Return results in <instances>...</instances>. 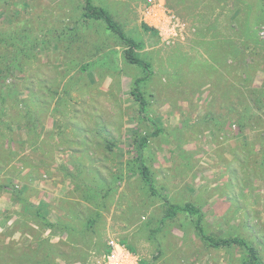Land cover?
<instances>
[{
    "label": "rangeland",
    "instance_id": "rangeland-1",
    "mask_svg": "<svg viewBox=\"0 0 264 264\" xmlns=\"http://www.w3.org/2000/svg\"><path fill=\"white\" fill-rule=\"evenodd\" d=\"M92 0L150 73L81 0H0V264H242L155 187L197 204L208 234L238 235L264 264V0ZM147 26V28L144 27ZM98 212V213H97ZM115 260L108 256L114 251Z\"/></svg>",
    "mask_w": 264,
    "mask_h": 264
},
{
    "label": "trees",
    "instance_id": "trees-1",
    "mask_svg": "<svg viewBox=\"0 0 264 264\" xmlns=\"http://www.w3.org/2000/svg\"><path fill=\"white\" fill-rule=\"evenodd\" d=\"M82 1V13L81 16L84 20L95 19L101 20L106 28L112 31L125 45L123 56L125 60L133 65L140 66L143 71L150 73V63L146 60L141 59L137 56L134 51L136 43L129 38L122 30L120 25L116 23L107 10L99 5L93 4L92 0H81ZM251 8L254 10L255 0H247ZM147 28L146 25H144ZM144 80V77L136 78L133 80L130 94L137 104L138 115L145 121H149L154 124V130L150 133H135L133 136V144L136 149V156L134 162L137 165L139 175L141 179L146 183V186L151 195L158 196L161 199V203L164 209V217L172 218L178 214L186 215L192 221L195 231L198 236L208 245L215 248L237 245L242 247L245 251L244 259L242 264H261L259 261L258 253L256 248L251 245L245 238L234 235V236H216L206 233L203 226V213L201 208L194 202L187 201L184 203L172 202L166 195L161 194L155 187V181L150 173L149 167L144 160V150L149 141L150 137L156 136L161 132V128L152 121L146 114L147 101L141 90L140 83ZM98 213V212H97Z\"/></svg>",
    "mask_w": 264,
    "mask_h": 264
},
{
    "label": "built area",
    "instance_id": "built-area-1",
    "mask_svg": "<svg viewBox=\"0 0 264 264\" xmlns=\"http://www.w3.org/2000/svg\"><path fill=\"white\" fill-rule=\"evenodd\" d=\"M112 261L115 260L117 258V254L115 252V249L114 251L111 252V254L108 256Z\"/></svg>",
    "mask_w": 264,
    "mask_h": 264
}]
</instances>
